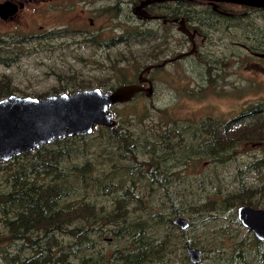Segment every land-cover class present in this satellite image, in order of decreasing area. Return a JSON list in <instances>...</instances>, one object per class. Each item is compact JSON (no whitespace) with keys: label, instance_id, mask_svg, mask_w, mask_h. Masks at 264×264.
<instances>
[{"label":"rangeland","instance_id":"rangeland-1","mask_svg":"<svg viewBox=\"0 0 264 264\" xmlns=\"http://www.w3.org/2000/svg\"><path fill=\"white\" fill-rule=\"evenodd\" d=\"M137 2L29 0L14 20L0 21V99L106 90L132 75L129 66L139 65V71L152 59L159 64L183 51L188 52L182 57L190 55L150 72L151 78L157 75L151 98L114 104L113 126L97 125L76 142L61 144L60 155L45 157L51 165L47 170L68 173L67 182L45 175L23 179L17 172L30 155L0 162V198L22 185L31 194L27 205L0 204V264H264L256 249L259 239L236 215L239 205L264 208V167L254 165L263 148L241 142L237 152H221L220 145L245 125L250 137L264 139V59L245 48L247 42L264 45V31L246 38L232 24L251 18L256 28L247 30L258 31L264 26V8L224 3L223 15L237 19L225 22L222 30L223 22L206 23V0L155 5L153 14L185 12L194 18L191 27L200 25L208 34L191 55L189 38L177 22L162 28L161 20H139ZM112 4L116 11L102 14ZM81 11L97 23L107 19L121 28L104 40L94 32L76 31ZM125 36V43L116 44ZM220 75L225 81H218ZM249 109L255 112L218 123ZM211 128L217 130L218 145L201 148L214 141L206 133ZM216 150L220 153H212ZM86 165L92 172L82 178L77 171ZM60 208L64 213L57 217ZM175 214L191 225L172 229ZM187 246L201 250L198 263L191 262Z\"/></svg>","mask_w":264,"mask_h":264},{"label":"water","instance_id":"water-1","mask_svg":"<svg viewBox=\"0 0 264 264\" xmlns=\"http://www.w3.org/2000/svg\"><path fill=\"white\" fill-rule=\"evenodd\" d=\"M229 1L264 7V0ZM16 8L17 6L10 1L0 2V17L6 18V13H13ZM179 30L192 40L189 31L181 26V22ZM193 51L194 42L191 53ZM151 67V64L146 65L143 73L149 72ZM139 81L140 83L146 81L149 84L147 87L136 83L125 84L118 86L112 92H106L98 87L84 88L70 95H51L41 100L16 95L1 98L0 162H7L56 140L89 134L97 125L113 126L114 104L128 102L140 91H145L147 96L153 94L149 79L140 76ZM237 216L243 226L256 238L264 240V208L239 205ZM172 223L181 230L189 226L187 219L180 215L175 216ZM186 251L191 262L200 261L202 252L199 248L187 246Z\"/></svg>","mask_w":264,"mask_h":264},{"label":"flooded vegetation","instance_id":"flooded-vegetation-1","mask_svg":"<svg viewBox=\"0 0 264 264\" xmlns=\"http://www.w3.org/2000/svg\"><path fill=\"white\" fill-rule=\"evenodd\" d=\"M3 1H10V2L14 3L17 6V8L13 11V13L12 12L10 14L6 13V18L0 17V21H11V20H14V18H16L18 16V14L20 13L22 7L24 6V3L28 2L29 0L28 1L27 0H0V2H3ZM76 1L77 2H81L82 0H76ZM89 1L92 2L93 0H89ZM181 1L182 0H158V1L157 0H138V2L135 5L137 7V14L139 15V17L137 15L136 16H137V18H139V20H141V19H143V20H151V21H153V19L161 20L162 24L160 25V27H162V28H165V27H167L170 24H175L176 22L180 25V22H181V26L184 29L189 31V34L192 36V40L189 38V36L187 34H185L184 32L179 30V26L177 27V29L186 38H189L188 41H190L189 43L191 45L190 46V49H191L190 52L192 51L191 47H192V44L194 42V51L191 53V55H193V54H196L195 53L196 50H197L196 46H199V48H201V45H204L205 40L208 37V34L205 35V34H203L201 32V30H200L201 26L200 25H199L198 28L197 27H191V22L190 21H191V19H194V18H189L186 15L185 12H182V13H180V12L179 13L172 12V13H167V15L166 14H161V13H154L153 14V7L155 5H157V4L166 5L169 2H174L175 4H179V3H181ZM230 2H232V1H229V0H206V3H205L206 10H205V12H208L210 15L214 16L213 18H208V20L209 21L213 20L218 25H221L222 22H223V24H225V22L228 23V21L230 19L236 18L235 16H233V14H231L232 17L223 15V14L226 13L225 10L223 9V4L224 3H230ZM232 3H235V2H232ZM85 4H87V3H85ZM237 4H239V3H237ZM135 5L133 7H135ZM255 7H257V6H255ZM259 8H264V7H259ZM108 9H109V11H111L112 9H114L116 11L115 5L112 4V6H108L107 8H104L103 9L104 11H103L102 14L106 15L108 13ZM92 13H95V12H92ZM76 15H77V18L75 19V23H74V26L78 27V29L76 31H81L83 33H89V34H93V32H94V33L100 34L103 37V40L105 38L110 37L111 35H113L112 32L116 28H121L120 25L111 24L110 22H108L107 19H104V21L101 22V23H97L95 21L96 17H94V16H86L85 15L83 17V16H81V15H83L82 11L77 13ZM179 20H180V22H179ZM198 20L200 21L201 19H198ZM209 21L206 20V23H209ZM62 25H64V24H62ZM64 27H65V25H64ZM226 28L227 27H226V24H225L224 27L222 28V30H225ZM152 29H153V27H152ZM41 30H42L41 34H46V30H45L44 27H41ZM196 37H198L199 42L195 41ZM108 39H111V38H108ZM126 40H127L126 36L125 37H120V38H118L116 40V44H119L121 42L125 43ZM247 44H248V46H246L245 48H246V50L249 52V54L252 57L264 59V45L259 44V46L257 48L255 46H253L254 43H248L247 42ZM150 45H151V50H150L151 51V55L153 56V51L155 49L153 48V43L151 41H150ZM186 52H188V51H183L180 54L175 55V56L167 59V61H163V62H161L159 64H155L153 59H152V63H151L152 67H151L149 72H145V73H143V69L144 68H142V69H140L138 71L139 65L129 66L130 69H128V70H131V71H129L128 73L129 74L132 73V75L129 76V77H124V79L122 80L123 82H121L116 87H114V85L112 84L111 88L106 89L104 91L112 92L118 86L125 85V84H130V83H136V84H138L140 86L147 87L148 84H149L148 82L145 81V82H141L140 83V81H139V77L143 76V77H146L147 79L150 80V83H151L152 88H153V94L152 95H154L155 89H156V83H157V75H155V76H153V78H151L149 76L150 72L152 70L158 69V68H160V70H162L165 67H168V65H167L168 63H172V62L176 61L177 59L185 58V57L190 56V55H187V56L181 57V54L186 53ZM235 66L237 67V64H235ZM256 66H258L257 68H259V69L263 68V65L259 64V63H257ZM208 68H209L210 71L215 69L214 66L213 67H208ZM134 78H135V80H133ZM222 79H224V78L220 75L218 81H220V80L221 81H225V79L224 80H222ZM151 96H147L145 91H140V92L134 94V96H133V98L131 100H135L136 98H143V97H147V99H149V98H151ZM123 103H126V102H123ZM256 111H260V110L258 109ZM253 112H255L254 109H252V111L249 109L248 112H246L244 110L235 111L231 115L230 120L229 121L227 120V121H228V123L234 122V120H236L238 116L240 118H243V117H245V116H247V115H249V114H251ZM248 130H249L248 125H245L241 130H239L238 132H235L234 138L230 139L231 140L230 141V144H231L230 149H235L234 152H237V148L241 146V142H245V143L249 144V146L252 147V148H255L257 146L258 147H262L263 148V156H262L261 160L259 162L255 163L254 165L255 166L264 167V139L250 137L248 135ZM248 141H252L251 144ZM177 215L182 216L181 214H175L174 217L177 216ZM174 217H173V219H174ZM171 223H172V221H171ZM190 225L191 224L189 222V226ZM172 226H174L173 223H172ZM262 241H264V240H262Z\"/></svg>","mask_w":264,"mask_h":264},{"label":"trees","instance_id":"trees-1","mask_svg":"<svg viewBox=\"0 0 264 264\" xmlns=\"http://www.w3.org/2000/svg\"><path fill=\"white\" fill-rule=\"evenodd\" d=\"M245 7H250V5H245ZM206 13V18H205V20H207V21H209L208 20V18H211V16L212 15H210L208 12H205ZM261 17H264V14L263 15H261ZM251 20V18L250 19H246V20H244V21H242V22H238V23H232L233 24V26L234 25H238V28H240V29H242V33L245 35V37L246 38H252V37H255V38H257V37H259L261 34H263V31H264V26H262V29H258V31H248L247 30V28L248 27H253V29L254 28H256L255 27V24H254V22L253 21H250ZM228 121H224V122H218L221 126H223L224 124H226ZM224 123V124H223ZM199 131H200V133L201 134H203L204 132H205V130H204V128L202 127V128H200L199 129ZM216 132H217V130H215V128H211V129H209V130H207L206 131V133L208 134V136L209 137H211L214 141H212L210 144H208V145H204V144H202L201 146V148H203V147H208V146H211V145H218L216 142H215V140H216ZM81 137V135H79V136H71V137H66V138H63V139H60V140H56V141H54V142H52V143H49V144H44V145H42V146H40V147H38V148H36V149H34L32 152H26V153H23V154H21L20 156H18V157H15V158H13L12 160H15V159H18L19 157H21V156H29L30 155V157H29V159L26 161V166H25V168H24V170H21V171H19V172H17L21 177H23V179H28V178H30V179H32L33 181L38 177V176H40V175H45L46 177H48V176H52V177H54V178H60V180L62 181V182H67L68 181V173H66V172H57V170H58V168L57 167H55V168H52V170L51 171H48L47 169L51 166L50 165V163H49V161H47V160H45V157L46 156H48V155H50V156H56V154H58V155H60V150L58 149V147L61 145V144H64V143H69V144H72V143H74V142H76L77 141V139L78 138H80ZM82 138H85V136H82ZM164 140H168V139H164ZM123 143V145H124V141L122 142ZM166 142H165V145H164V147L166 146ZM221 145V152H224V150H226L227 148H230L231 147V144H230V142H228V143H226V144H220ZM46 146H48V148H50V147H54V149H51L50 151H47V149L48 148H46ZM63 148H66V146L65 147H63ZM199 148H197L196 150H198ZM200 150H202V149H200ZM126 152H128V153H130V154H132V152H131V148L130 147H128L127 148V150H126ZM34 153V154H33ZM212 153H214V154H216V153H220V152H217V150L216 151H212ZM31 154H33V155H31ZM12 160H10L9 162H11ZM9 162H7V163H9ZM154 167V166H153ZM153 167H151L148 171H151L152 169H153ZM135 170H133L132 172H134ZM78 172V176H82V178H84V176H87L86 175V173H90V172H92L91 171V169H90V167L88 166V165H86V166H83V167H81L80 168V170L79 171H77ZM201 173H202V171H201ZM150 176V175H149ZM87 177H89V176H87ZM153 178L156 180V181H158V182H160V180H159V177H158V175H156V176H153ZM64 183H62V184H64ZM59 185H61V184H59ZM58 186V185H57ZM24 187V185H22L19 189H18V192H16V189H14V191L11 193V194H5V196H3V197H1L0 198V204H2V203H5V205H8L9 204V202L12 200L13 202H16V203H20V204H26L27 205V202L28 201H30V196H31V194L27 191L26 193H25V190H23L22 188ZM57 189H58V187H56ZM44 189H46V190H44V191H48V190H50V189H47V187H45ZM31 190V189H30ZM29 190V191H30ZM16 193H18V195L16 194ZM65 192L64 191H59L58 192V195H63ZM14 194H16V197L13 199L12 197H14L15 195ZM33 201V200H32ZM240 203V202H239ZM69 207H71V205H64V208L66 209V208H69ZM62 208H60V209H57L56 211H58V213L56 214V216L58 217V216H60L62 213H64V210H61ZM47 210H45L44 212H46ZM54 218V217H53ZM173 227L174 226H171V228L173 229ZM74 231H76V229H74ZM83 231H85V230H83L82 228L81 229H79V232H83ZM11 236V238H14V236H13V234H11L10 235ZM20 237V236H19ZM20 239H22V241L25 239V238H21L20 237ZM258 240V239H257ZM30 241V240H29ZM26 243L28 244V240H26ZM26 243H24L23 242V244L25 245ZM264 243V241L262 242V240H259L258 242H257V247L258 248H256V249H259L258 250V257L260 258V260L262 261V262H264V253H262L261 251L263 250V244ZM242 260V258H241V256L239 255V257H238V261H241Z\"/></svg>","mask_w":264,"mask_h":264},{"label":"bare ground","instance_id":"bare-ground-1","mask_svg":"<svg viewBox=\"0 0 264 264\" xmlns=\"http://www.w3.org/2000/svg\"><path fill=\"white\" fill-rule=\"evenodd\" d=\"M247 5V4H246Z\"/></svg>","mask_w":264,"mask_h":264}]
</instances>
